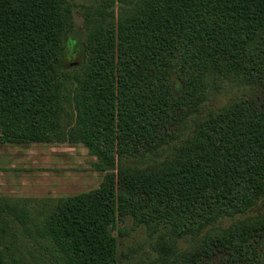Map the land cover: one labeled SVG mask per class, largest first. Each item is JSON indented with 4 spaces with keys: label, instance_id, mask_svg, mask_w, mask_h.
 <instances>
[{
    "label": "trees",
    "instance_id": "1",
    "mask_svg": "<svg viewBox=\"0 0 264 264\" xmlns=\"http://www.w3.org/2000/svg\"><path fill=\"white\" fill-rule=\"evenodd\" d=\"M69 89L104 177L47 222L67 264H116L125 218L192 238L171 264H264V0H0L1 140L60 142Z\"/></svg>",
    "mask_w": 264,
    "mask_h": 264
},
{
    "label": "rangeland",
    "instance_id": "2",
    "mask_svg": "<svg viewBox=\"0 0 264 264\" xmlns=\"http://www.w3.org/2000/svg\"><path fill=\"white\" fill-rule=\"evenodd\" d=\"M73 14L75 30H79L83 21L76 10ZM230 97V91L214 94L209 102L215 99L220 105ZM77 104L74 89H69L65 113L56 127L60 142L5 143L0 138V257L10 264H67L47 234V222L61 199L94 190L102 182L104 172L95 167L97 158L79 139ZM181 129L192 133L193 123ZM169 149L145 161L124 159L117 166L145 168L164 159ZM257 214L264 216V205L250 215ZM234 221L222 220L214 227L227 229ZM114 235L116 264H171L161 250L167 239L183 251L194 245L190 237L179 241L162 228L147 227L132 218L118 222Z\"/></svg>",
    "mask_w": 264,
    "mask_h": 264
}]
</instances>
